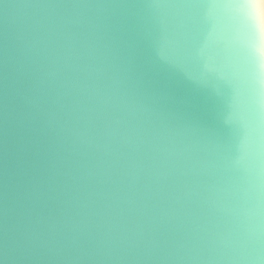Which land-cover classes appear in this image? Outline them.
<instances>
[{"label": "water", "instance_id": "water-1", "mask_svg": "<svg viewBox=\"0 0 264 264\" xmlns=\"http://www.w3.org/2000/svg\"><path fill=\"white\" fill-rule=\"evenodd\" d=\"M0 264H264V0H0Z\"/></svg>", "mask_w": 264, "mask_h": 264}, {"label": "snow or ice", "instance_id": "snow-or-ice-1", "mask_svg": "<svg viewBox=\"0 0 264 264\" xmlns=\"http://www.w3.org/2000/svg\"><path fill=\"white\" fill-rule=\"evenodd\" d=\"M189 2L195 5L197 3V0H189ZM253 24H254V21H253Z\"/></svg>", "mask_w": 264, "mask_h": 264}]
</instances>
